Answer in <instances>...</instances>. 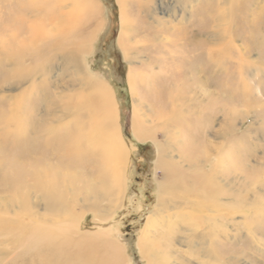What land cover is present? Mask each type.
Returning a JSON list of instances; mask_svg holds the SVG:
<instances>
[{
    "label": "bare ground",
    "instance_id": "bare-ground-1",
    "mask_svg": "<svg viewBox=\"0 0 264 264\" xmlns=\"http://www.w3.org/2000/svg\"><path fill=\"white\" fill-rule=\"evenodd\" d=\"M50 1L46 4L41 3L40 0L38 2L41 4L36 2L37 5L33 6L27 2V9L21 13L22 18L35 10H41L38 11L40 15L35 16H39V23L43 24L50 18L42 10L46 9L53 12L50 20H54L55 17L57 18V13L54 16L52 10L54 7L51 8L50 4L53 6L55 3ZM79 1L82 2L80 5L85 6L88 1L93 3L92 0ZM192 1L194 0H175L177 4L184 5L183 11H187V4ZM195 1L197 3L191 15L188 17L186 14H181L179 26L176 28L173 27L172 20H156L159 9L150 6L152 0L140 2L144 16H154L159 25V28L154 27L151 31L152 39H150L154 44L160 42L164 44L165 47L160 50H163L164 54L168 53V57L170 56L169 58L164 56L165 61L162 66L165 68V73L171 74L168 79L172 82L173 91L167 94V102L171 108L159 106L157 114L158 118L165 117L164 130L167 133L166 141L163 143L155 138V132L146 125L147 118L139 116V104L135 106L133 133L138 139L149 138L154 142L157 151L155 163L164 170V181H159L157 184L155 181L158 206L149 215L146 225L141 230L138 244L141 246L142 256L147 258V264H264V200L261 202L262 197L248 196L251 188L256 187L254 181H257L259 177H252V181L246 183V193L243 197L233 194L229 187L218 181V176L223 161L226 159V171L231 170L232 162L238 161L237 155H232L233 152L229 150L226 152L223 163L221 161L218 163V155L213 156L210 152L214 151L216 154L218 147L216 143L213 146L207 134L204 133L209 132L212 120L205 121L199 114L198 118L202 119L200 125L196 120L193 123L198 128L196 131L195 126L190 122L191 119L186 116L189 110L186 90L193 88L201 98L204 95L205 86L213 82L217 87L218 64L223 63L224 60V53L218 54L216 45L208 44L201 37L204 32L203 23H209L213 17H218V0H209L206 4L200 0ZM255 1L257 0H225L229 5L220 19L231 23L243 12L245 25L243 27L238 22L235 33L241 35L243 29L240 28L252 30L256 27H259L256 30L260 33L262 29L264 30V5L254 4ZM118 2L122 8L123 22L119 42L127 53L129 44L127 40L131 39L128 30L132 29L134 15L125 8L131 6L132 9L133 5L129 0H118ZM255 6L260 7L257 15L249 12L252 7L255 10ZM10 12L8 18H13L14 21L10 22V20L7 28L0 25V34L8 37V41L4 40L2 46H6L8 54L12 47H18L17 52L21 54L32 39L31 33L30 37L28 35V37L24 36L23 40H16L18 38L15 35H20L22 28L25 30L26 25L22 21L24 19L20 18L21 15L17 14L18 18L15 19L12 9ZM254 21L258 23L252 24ZM34 24H37L36 28H38V22H32L28 28L29 32ZM68 30V33L72 34L74 26ZM162 34L163 36L160 37ZM168 34H171L173 39ZM259 35L261 37L257 36L256 40L261 39L260 44H263L264 34ZM214 38L218 40V31L214 32ZM83 43H86V40ZM260 47L263 48L262 54H264V44ZM20 57L22 59L24 55ZM239 57L243 59L241 54ZM70 59L77 71L83 73L80 56L72 54ZM36 62L42 65L40 60ZM235 63V66L241 70L245 65L241 60ZM260 63L264 67V56L260 58ZM246 65L244 68L247 70L250 66ZM83 74L81 79L86 80ZM130 82L133 88L136 83L135 75H132ZM243 88L245 93L249 94L252 91L251 85L247 83L242 86ZM94 90L96 94L77 103L80 109L93 107L95 122L88 130H84L79 123V129L75 131L69 128L70 130L56 134L55 130H49L46 134L41 127L38 128V122L35 119L27 118L21 112L23 104L17 110L18 113L15 110L0 112V125L4 128L0 129V187L2 186L7 193L0 202V236L5 238L8 246L21 250L25 258L32 255L39 259L41 264H120L122 262V251L112 235V230L84 231L82 229L84 218L77 215L75 211L76 205L82 201V205L88 212L108 221L111 218L109 216L114 215L123 202L120 198L119 185L115 189L116 177L123 175L124 169L129 165L124 145L117 134L111 95L101 82L95 84ZM217 94L218 91L212 93L211 99L217 100ZM178 99L183 100V103L180 104ZM178 130L185 135L182 141L176 138ZM171 136L176 138L175 143L178 144L176 150H178L180 161L174 159ZM214 136L218 137V133L216 132ZM180 141L184 143L181 145ZM82 146H87V149ZM52 155L58 158L55 162L51 161ZM96 155L101 159L97 162L100 164L96 170L98 175L96 176V172L92 174L96 181L93 183L88 180L82 186L78 185V182L85 179L83 171L89 172L90 167L92 168L91 164L96 160L91 158ZM172 159L175 160V164ZM209 165L210 169L207 171L206 167ZM76 166L82 167L83 171L73 170ZM176 168L183 177L179 174L175 176ZM257 173H260V169ZM221 193L228 194L229 200H235L236 203L242 199L243 206L237 207V210H234L235 213L230 211L221 213L220 217L218 195ZM173 209H176L174 216L171 215ZM246 211L248 216L255 215L253 219L246 217L244 220L248 237L251 239L248 244L250 248L244 243L242 253L238 251L230 257L227 255L219 257L218 253L223 250L218 248V219H226L227 222L219 221L226 225L231 219L228 215L238 212L245 215ZM178 221H180L179 224L181 223L180 226H176ZM255 248L262 254L258 255ZM4 252L8 254L6 249ZM4 255L1 253L0 257Z\"/></svg>",
    "mask_w": 264,
    "mask_h": 264
},
{
    "label": "rangeland",
    "instance_id": "rangeland-1",
    "mask_svg": "<svg viewBox=\"0 0 264 264\" xmlns=\"http://www.w3.org/2000/svg\"><path fill=\"white\" fill-rule=\"evenodd\" d=\"M38 1L40 0H1L0 25L2 24L7 28L8 22L14 21L13 18H8L11 9L14 18L17 19L16 15H21L22 11L27 9V2L33 6L37 5ZM41 1V3L49 4L50 0L48 2L47 0ZM92 1L93 3L88 1L89 5L87 3L85 6L80 5L82 2H78V0H51L50 2L55 3V5L50 4V7H54L52 10L54 16L57 13V18L50 20L53 12L42 9L44 13L46 12L45 15L50 17L43 24L39 23V16H35L40 15L41 10H35L23 18L21 15L20 18L24 19L22 21L26 27L25 30L22 28L20 35H15L18 38L16 40H23V37H28V35L30 37V33L32 37L21 54L17 52L18 47H12L8 54L6 46H2L8 37L0 34V112L5 113L14 110L17 112L20 105L23 104L21 112L25 114V117L35 119L38 122V128L41 127L46 134L49 130H55L56 134L63 133L69 128L75 131L79 129V123L84 130H88L95 122L96 116L93 107L88 106L87 109L86 107L80 109L77 103L79 100L96 94L94 87L97 82L106 86L113 103L112 109L117 134L124 145L129 161L123 175L116 177L117 186L115 189L119 185L120 198L123 202L119 210L115 211L114 215L109 216L111 218L108 221L88 212L82 205V201L76 205L75 211L77 215L84 218L82 222L84 231L112 230V235L122 251L120 264H147V258L142 256V249L138 244L139 236L149 215L158 206L156 205L158 194L155 189L157 182L164 181V170L160 168L158 163H155L157 151L154 142L149 138L138 139L134 135L133 116L135 106L139 104L138 114L140 113V117L147 118L146 125L155 132V138L162 143L166 141L165 117L158 118L157 114L160 107L171 108L167 102V94L173 91V85L168 79L171 74L165 73V68L162 66L165 61L164 56L168 57V53L164 54V51L160 50L165 47L161 42L154 44L151 40V31L154 27L159 28L156 21L159 19L161 21L172 20L173 27L176 28L179 26L181 14H186L189 17L197 2L195 0L188 2L187 11H183L184 5L177 4L175 0H152L150 6L159 9L155 20L154 16H144L140 8V2L146 0H129L132 2V9L131 6L125 9L129 13H133L134 16L133 30H128L131 39L127 40L129 44L126 53L119 42L123 22L121 20L122 8L118 0ZM200 1L206 4L209 0ZM254 4L264 5V0H257ZM227 5L229 3L225 0H218V17H213L209 23H203L204 32L201 36L208 44L216 45L218 54L224 53L223 63L218 64V85L216 87L211 82L205 86L204 95L201 98L198 97V93L193 88H188L185 94L189 109L186 116L191 119L192 125H194L195 120L200 125L202 119L198 118L199 114L205 121L212 120L209 132L204 130V133L211 140V144L214 146L216 143L218 147L216 154L214 151H210L211 155H218V163L226 158V152L229 150L233 152L232 155H237L238 161L235 163L231 161V170L226 171V159L223 161L224 163L222 162L223 164L221 163L223 166L220 167L218 181L229 187L233 194H239L243 197L246 193V183H250L252 177L258 176L257 181H254L256 187L251 188L248 196L262 197L260 199L262 202L264 200V67L260 63V58L264 54H262L263 48L260 45L264 43L260 44L262 40L256 39L257 36L261 37L259 34H264V30L262 29L258 33L256 29L259 27L252 30L240 28L243 29L241 35L235 33L238 22L244 27L243 18L245 14L240 13L231 23L228 20H221L222 13L227 11ZM259 6L258 8L255 6L257 10H253L254 7H252L253 9L251 8L249 12L257 15L260 10ZM32 22H38L39 26L36 28L37 24H34L31 32H29L28 28ZM254 23L257 24L258 22L254 21L252 24ZM71 26H74L72 34L68 33ZM216 31H218V40L214 38ZM168 35L173 39L171 34ZM85 40L86 43H83ZM22 54L24 57L21 59L20 55ZM72 54L80 56L84 74L77 71L70 59ZM239 54L242 55L243 59L239 57ZM36 60H40L42 65L37 64ZM240 60L245 63L243 65L245 68L246 64L250 67L247 70L244 67L242 70L236 67L235 62ZM82 74L86 76V80L81 79ZM132 75L136 77V83L134 86L132 85L133 88L130 82ZM246 83L252 87L249 94L245 93L244 88L242 89ZM217 91L218 99H211L212 93ZM178 102L181 104L183 100L178 99ZM194 126L198 131L196 125ZM0 129L4 128L0 125ZM176 132L177 139H181V141L185 139L181 130ZM216 132L218 137L214 136ZM171 138L174 146V150L172 149L174 159L179 160L176 138L173 136ZM181 141L180 144L182 145L184 142ZM84 147L82 146V148L87 149V146ZM98 155L91 158L96 161L91 164L92 168L90 167L89 172L83 171L82 167L73 168V170L85 172L82 173L85 179L78 182V185L82 186L88 180L93 183L96 181L92 174L100 166L97 163L101 160ZM67 157L72 160L71 157ZM57 159L56 155H52L51 161L55 162ZM174 159L172 160L175 164ZM209 167L210 165L206 167L207 171H209ZM258 169H260L259 174L257 173ZM174 174L175 176L179 174L177 168ZM179 175L182 176L183 174ZM6 195V191L1 186L0 202ZM229 199L228 194L221 193L218 195V214L220 213V217L221 213L227 211L235 213L234 210L244 204L242 199L237 203L235 200ZM175 211L176 209H173L171 212L172 216H174ZM245 215L241 212L228 215L231 219L226 225L220 223L222 220L227 222L226 219H218V248L223 250L218 253L219 257L222 258V255L230 257L238 251L242 253L244 243L250 248L248 244H250L251 239L248 237L244 220L246 217L253 219L255 215L248 216L247 211ZM179 222H177L178 224L175 223L176 226L181 225ZM5 249L8 254L4 252ZM255 252L258 255L262 254L256 248ZM1 253L5 255L2 257L4 260L0 257V264H22L23 262H25L24 264H41V261L32 255L25 258L21 250L8 246L2 236H0Z\"/></svg>",
    "mask_w": 264,
    "mask_h": 264
}]
</instances>
